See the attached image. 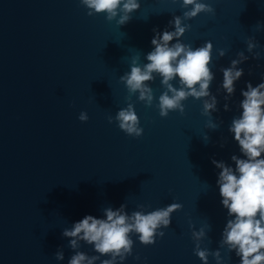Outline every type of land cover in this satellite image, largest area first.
<instances>
[{
    "label": "water",
    "instance_id": "95a60500",
    "mask_svg": "<svg viewBox=\"0 0 264 264\" xmlns=\"http://www.w3.org/2000/svg\"><path fill=\"white\" fill-rule=\"evenodd\" d=\"M204 2L214 13L184 20L190 28L181 40L213 44L212 119L222 121L216 129L205 128L201 100L192 97L182 101L183 113L161 117L159 77L151 82L150 106L137 94L128 99L119 79L133 56L147 62L153 29L171 30L168 21L184 11L179 0H139L123 25L103 13L88 15L79 0H0V264H67L72 250L63 228L122 203L129 213L137 205L145 211L181 205L153 244L132 236V255L123 264H201L191 233L204 225L210 227L201 247H218L226 210L215 183L219 170L210 161L231 163L239 155L228 125L245 81L255 85L264 72V0ZM249 38L259 44V59L246 51ZM217 49L225 55L218 57ZM241 51L249 58L238 65L244 71L225 111L220 68ZM129 102L143 129L138 137L108 120ZM81 111L86 121L78 119ZM80 250L95 254L83 243ZM221 255L225 264H237L234 253L222 248ZM208 264H215L211 256Z\"/></svg>",
    "mask_w": 264,
    "mask_h": 264
},
{
    "label": "clouds",
    "instance_id": "9594fccd",
    "mask_svg": "<svg viewBox=\"0 0 264 264\" xmlns=\"http://www.w3.org/2000/svg\"><path fill=\"white\" fill-rule=\"evenodd\" d=\"M86 7L88 15L103 13L109 21L116 20L117 25H123L131 18V13L140 7L139 0H79ZM184 9L182 15H173L167 27L157 31L153 29L150 40L151 50L144 56L146 63H140L139 56H133L129 70L124 72L120 81L125 85L130 99L137 94V99L145 105L153 104L151 82L159 77L164 89L156 98L155 107L161 117L169 111L184 112L182 101L188 97L201 100L202 115L207 117L205 128L216 129L219 123L212 119V113L217 111V97L210 91L214 79L211 70L213 44L205 41L198 47L184 43L181 37L190 25L183 23L198 14L214 13L211 4L204 0H179ZM260 22H257L259 27ZM259 44L249 38L246 51L254 59L261 57L260 51H254ZM218 57H223L225 51L217 49ZM249 57L243 51L236 53L227 67H221L222 80L219 88L223 90L225 103L223 108L229 110L227 101L235 92V82L243 74V68L238 67ZM259 67V65H257ZM241 99L238 101V115H234L228 125V132L235 141L239 155L230 156L231 163L224 160L211 159V164L219 171L216 173V186L220 204L226 210V222L220 233L218 247L214 250L201 247V241L206 236L204 225L191 233L195 242L194 254L201 264H208L211 256L215 264H225L221 249L234 253L237 264H264V72L260 80L253 85L245 81V87L240 89ZM80 121H86L88 115L81 111ZM115 119L119 129L126 134L138 137L143 129L139 126V118L131 102L120 108L115 117H108L109 122ZM205 142L207 134H203ZM223 147V143L220 145ZM179 203H170L161 208L145 211L143 205H137L138 210L126 211V205L111 206L102 209V216L85 214L81 219L72 222L70 227L63 228L61 235L68 238L67 245L72 254L67 264H123L132 255L133 239L144 244H153L156 237L163 236V228L171 222V214L180 209ZM191 227V225H190ZM81 243L89 245L92 255L81 251ZM55 259L64 260L62 248L54 253ZM139 259V257H134Z\"/></svg>",
    "mask_w": 264,
    "mask_h": 264
}]
</instances>
